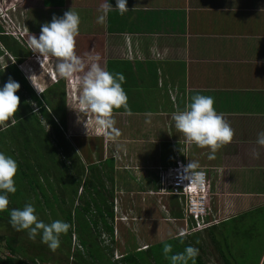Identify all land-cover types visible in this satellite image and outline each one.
I'll list each match as a JSON object with an SVG mask.
<instances>
[{
  "label": "crops",
  "instance_id": "obj_1",
  "mask_svg": "<svg viewBox=\"0 0 264 264\" xmlns=\"http://www.w3.org/2000/svg\"><path fill=\"white\" fill-rule=\"evenodd\" d=\"M28 1L18 0L12 12L15 23L26 32L24 42L5 35L0 25V65L6 64L0 70V81L3 74L6 80L14 79L9 76L13 75L11 67L14 66L23 86L14 80L19 82L23 95L30 92L38 102L32 101L44 106L47 112L54 103L63 105L68 112L67 99L75 93L74 89L81 90L76 80L83 73L60 78L54 71L58 58L48 56L38 63L31 58L27 43L31 35H39L43 23L50 22L53 15L62 16L70 8L80 15L79 31L86 26L87 30L103 26L100 36L84 38L79 32L75 37L74 51L85 60L84 71L88 66L87 57L98 55L102 67L106 65L109 72L125 76L122 87L128 97V110L113 109L120 136L106 138L112 148L82 119L77 120V129L73 128L76 134L101 139L103 162L93 158L94 151L92 159L94 163L101 161L99 165L111 162L112 187L104 179L109 183L106 184L108 189L121 184L126 188L129 183L141 188L152 177L154 187L155 167L173 165L175 152L184 151L187 163L198 161L201 168L206 169L210 189L220 194L224 204L220 210L231 216L228 219L247 215L257 216L254 226L262 222L263 217L259 216H264V211L258 213L256 209L264 205V148H259L255 140L257 133L264 131V0H127L129 11L120 15L113 9L104 24L96 22L104 0H30L27 8ZM109 2L115 7V0ZM31 15H35L34 18ZM18 54L19 60L14 56ZM33 73L37 75L34 86L43 88L42 94H38L26 78ZM73 82L74 87L70 85ZM194 94L212 96L217 113H222L234 130L232 142L220 147L215 159H208V148L186 142L174 127L173 113L183 110ZM253 149L260 152L259 159L252 157ZM115 151L119 158L113 156ZM129 162L138 168L131 169L127 166ZM85 174L91 173L86 169ZM82 186L83 181L78 193ZM131 193L132 190L127 191L122 198L127 210H130L129 204L137 206L135 216L138 218L149 212L151 217L161 216L154 199ZM169 202V214L175 216L172 213L178 209L174 198ZM225 221L213 225L216 227L212 230L198 233L201 247L204 243L210 254H217V259L218 253L210 244L209 235L235 229L232 224L221 225ZM166 229L155 231L154 227L149 232L162 235L165 230L167 237L162 240L176 239L172 229ZM256 235L255 229L247 231L243 237L255 247ZM190 236L181 239L191 242ZM238 242L236 238L231 239L230 246ZM204 252L199 254L201 258ZM263 260L264 249L258 264Z\"/></svg>",
  "mask_w": 264,
  "mask_h": 264
},
{
  "label": "trees",
  "instance_id": "obj_2",
  "mask_svg": "<svg viewBox=\"0 0 264 264\" xmlns=\"http://www.w3.org/2000/svg\"><path fill=\"white\" fill-rule=\"evenodd\" d=\"M14 56L17 60L21 58L20 54ZM11 68L13 75L9 76H13L23 86L16 68L14 66ZM6 78V75L3 74L0 84L3 85L7 81ZM15 94L20 98V104L14 114L16 123H9L4 128H0V133L8 128L5 131L7 134L10 130H15L12 136L0 140V150L6 155L12 156L18 164L17 172L14 176L17 191L14 194H9V204L13 208L14 205L16 208H22L25 203L32 202L37 216L42 221L44 220L41 213L46 214L45 212H49L51 217H53L52 221L59 219L71 225L67 234H61L60 236L63 248H65V252H63L64 264H120L118 261H112L108 257L109 250L107 251L105 246L100 245L99 239L104 233L109 238L113 234V225L110 222L113 214L110 200L113 197V191L106 187V182L104 181V179L108 180L112 187V166L109 161L99 165L101 161L103 162L100 154L101 139L87 137L78 132L76 134L73 128L77 129V119L73 121V124H69L67 110H65L63 105L55 103L50 106V112H47L44 106L40 108V115L43 116L51 129V131H46L45 127L39 122L37 115L30 111L29 103L21 90H18ZM27 97L30 100L37 101L30 92ZM59 150L64 160L60 159ZM93 151L95 153L93 158L101 161L94 163L95 159H92ZM91 163L93 166L90 165ZM84 166L87 167L91 174H85ZM81 181H83L81 188L83 191L80 190L78 193ZM145 195L156 202L154 196ZM170 199H167L168 203H170ZM75 200H79L80 204L75 205ZM223 200L226 201L225 199ZM226 202L230 204L228 201ZM256 210L258 213L264 211V205ZM57 213L61 214V216L57 215ZM172 214L176 217H181L179 209ZM242 216L246 217L240 218L245 222L239 218L234 220L232 217L221 223V225L232 224L231 227L235 229L226 230L224 233H215V236L213 234L209 235V242L214 250L217 251L222 264H258L262 255L264 241L258 244L254 236L255 247H253L243 237L247 231L257 228V226H254L257 216ZM259 217L262 218L263 216ZM4 219L7 222L0 218V226L3 228L8 224V220ZM232 220H234L233 223ZM213 227L216 226L212 225V227L209 226L203 230L190 233L189 236L191 235L192 241L185 242L183 246L195 244L200 248L202 240L199 239L198 233L212 230ZM72 232H77L79 235L83 253L77 252L71 256V253L69 255V245L71 244ZM173 236L176 239H165L166 242L162 241L157 245L176 241L184 242L182 239L185 238L181 239L177 235ZM235 238L239 242L234 246L233 244L230 246L231 239ZM6 242V248L12 254H20L19 250H24L18 247L16 236H8ZM154 245L149 244L146 249L138 250L136 253H128L122 260L123 264H139L137 258H143L144 254L142 252L147 253L150 258L153 255L155 256V253L152 252ZM42 254L44 255V253ZM20 256H0V264H29L26 259L27 256ZM34 256L46 263V258L40 253H34ZM29 257L33 258V255L29 254ZM195 264H206V262L198 255L195 259ZM262 264H264V260Z\"/></svg>",
  "mask_w": 264,
  "mask_h": 264
},
{
  "label": "clouds",
  "instance_id": "obj_3",
  "mask_svg": "<svg viewBox=\"0 0 264 264\" xmlns=\"http://www.w3.org/2000/svg\"><path fill=\"white\" fill-rule=\"evenodd\" d=\"M15 5L16 2L12 0H0L1 12L7 14L11 22L6 24L7 28L23 32V37L19 39L14 38L20 42H24L26 32L15 23L12 17ZM113 9L117 10L120 15H123L129 11L127 0H115V7L112 6L109 0H104L98 10L100 14L97 16L96 22L104 24L109 12ZM79 24L80 15L78 11L71 8L65 11L62 16L53 15L50 22H45L41 25L38 36L31 35L27 46L31 51V58L38 63L47 60L48 56L58 58L57 63L54 65V71L60 78H71L74 74L83 73L76 80L81 90L74 89L78 100L72 106L78 114V122L82 119L88 127L97 131V134H100L98 136L109 147V141L106 138L116 139L120 136L119 129L115 127L116 121L113 119V109L124 108L126 111L128 110V97L122 87L125 83V76L119 72H109L106 65L102 67L99 63L100 57L98 55H89L87 57L88 66L87 70L84 71L86 67L85 60L74 51L75 37L79 33ZM0 25L4 28L2 22ZM4 30L2 29L3 33ZM7 58L12 61L8 55ZM5 66L6 64L3 65L1 63L0 70L4 69ZM29 72H31L30 69ZM36 76L33 73L26 78L30 81L36 92L42 94L44 89L34 86V77ZM19 89V82L11 77L3 85L0 84V128L9 123H16L14 114L20 104V98L15 93ZM25 97L29 103L30 111L37 115L39 122L45 127L46 131H51L46 120L39 113L41 107L30 100L27 95ZM32 103L34 104L32 105ZM213 105L214 98L212 96L194 94L183 110H178L172 115L175 129L183 134L186 142L209 149L208 159H215L216 151L220 147L231 143L234 136V130L230 124L222 113H217ZM255 144L259 148H264V131L257 133ZM58 154L60 159L64 160L60 150ZM251 154L254 159H259L261 155L257 149H253ZM113 156L118 157L116 151ZM129 165L130 163L127 166ZM129 167L133 169L138 168L131 165ZM200 167L198 161H189L186 165H181L182 174L179 175L180 181H187L188 183L202 186L206 173L203 170L198 171ZM17 168L18 164L16 160L12 156L0 151V212L8 211V225L14 231H26L28 239L33 241L39 235L40 242L46 244L49 250L55 251L60 247L61 234H67L71 225L59 219L45 223L38 218L32 202L25 203L22 208L8 209L9 194H14L17 191L14 181ZM112 191L114 195L110 200L113 214L110 222L117 215L113 209L116 204L115 201L117 200L118 205L120 201L122 202V198L125 197L122 196L123 193L121 189H117V186L113 187ZM139 194H144V191H141ZM72 234L75 235L76 232H72ZM185 235L187 234L183 231L179 234L180 237H184ZM73 238L77 239L75 236ZM78 244L81 246V249H76L73 247V243L71 244V256L77 252L83 253L81 242ZM103 246H105L107 251L111 252L109 257L112 261L124 258L128 254L124 253L121 257L116 258V251L112 252L108 245ZM136 250H143V248H136ZM170 253H172V245L163 243L162 254L166 260H169L170 264H189L190 261L191 264H195V259L199 255V249L188 245L184 248L183 252L169 255ZM111 255L114 256L111 257ZM32 264H37V262Z\"/></svg>",
  "mask_w": 264,
  "mask_h": 264
},
{
  "label": "rangeland",
  "instance_id": "obj_4",
  "mask_svg": "<svg viewBox=\"0 0 264 264\" xmlns=\"http://www.w3.org/2000/svg\"><path fill=\"white\" fill-rule=\"evenodd\" d=\"M29 1H28V3H29ZM17 2H18V0H16V4H17ZM29 6H30V3L27 4L26 7L28 8ZM27 16L30 17V14L28 13ZM34 16L31 15V18L32 17L34 18ZM23 19H24V14H23ZM82 24H85V23H82ZM19 26H21V25H19ZM96 26L97 27H94L93 30H90V29L87 30V26H86V28H85L86 30L84 28H81V30L79 32L81 35L83 34L82 37H84V38L88 37V36H90V37L92 36V38H93L94 35L100 36L102 34L101 27L103 28V26L102 25H96ZM82 40H87V39H82ZM75 84L76 83L73 82L70 85H73V87H74ZM76 94L73 93V95L67 99L68 100V102H67V104H68L67 117H69V119H68L69 124L70 123L73 124V121L76 120L77 115H78L77 112L74 111V107L72 106V104L76 103V100H78V97ZM33 104L34 103H32V105ZM5 126L6 125H3L2 128H4ZM71 127H73V126H71ZM7 130H8V128L5 131H7ZM5 131L0 133V140L7 139L15 133V130H10L8 132V134ZM110 148H112V146H110ZM90 165L93 166L92 163ZM86 169H87V167L84 166V170H86ZM155 176H156V171H155ZM153 178L154 177H152L151 179H147V182L145 183V185H142L141 188H139L140 187L139 184H138L139 187H135V186H132L134 184L131 185L129 183L130 185L128 184L126 188L124 187V184H121V186L119 185V187H117V189L121 188V191L123 193L122 196H125L124 193L127 191H131V190L133 191V194L131 193L132 196L140 195L139 193L141 191L149 192V191L155 190V187H152ZM106 184H107V186L109 185L108 182H106ZM125 190H127V191H125ZM65 192L67 195H69V193L67 191H65ZM123 198H125V197H123ZM79 204H80V201L75 200V205H79ZM155 205L161 211L160 217H151L149 214L150 212H149L148 214H145L141 218H138L137 216H135L136 212H138L137 208H136L137 206H132V205L128 204V207L130 208V210L129 209L127 210L126 203H122L120 201V203L118 205H116V207H117L116 208V210H117L116 216H117V218H119V216H120L122 219L125 216L126 219L122 222L120 221V222H116V223H113V221H111L113 224L112 237L109 238V236L104 233L103 235H101L99 237L100 242H101V243L99 242L100 245L101 244L108 245L111 248L112 252L116 251L117 253H122V254L129 253L130 254V253H136L137 252L136 248L146 249L147 246L150 244V242L155 241L156 245H154L152 248V252L155 253V256L153 255L150 258L147 253L142 252V254H144L143 258L142 259L137 258L138 263L139 264L140 263H144V264H150V263H152V264H168L169 260H166L162 254L163 244L162 245H157V244L159 242H162V241L166 242V240H162V239L167 237V234H165V230H167L166 228L170 227L173 231V235H177L178 237H180L179 234L181 231L184 232V227L181 228L178 226L177 229L175 228L176 231H174V226L172 224L175 225V223L173 221H171V222L167 221V217H166L165 213L163 212L164 209L161 207L160 204L155 202ZM11 208H13V207L11 206V204H9L8 209H11ZM14 208H16L15 205H14ZM148 210H150V207H148ZM45 213L46 214L41 213L43 220L45 223H50L52 221L53 217H51L49 212H45ZM57 215L61 216V214H59V213H57ZM0 218H2L3 221H6L4 218H6L8 220L9 219L8 211L6 210L4 212H0ZM38 218L41 220V218L39 216H38ZM154 227H156L155 231H157V229L164 228L165 229L163 231L164 234H162V235L158 234L157 235L156 233H154V234L152 232L150 233L149 231L151 229H153ZM256 229H257V235L255 236V238H256L255 241H258L261 243V241H264V232H261V231H264V216L262 218V222H258ZM170 234L171 233L169 232L168 236ZM186 234L187 235H185L184 237H180V238L188 237L189 234L188 233H186ZM8 236H16L18 247L24 249V250H19L20 254L19 253L12 254L6 248V245H7L6 238ZM74 236L77 238L75 241L80 243L79 242V240H80L79 235L76 232L75 235L74 234L71 235V244L74 241V240H72V238ZM160 239L162 241H159ZM197 239H196V241H197ZM60 241H61V237H60ZM62 243L63 242L60 243V247L57 248L55 251H51V250H49V248L47 247L46 244H43L40 242L39 235L33 241V240L28 239L26 231L16 232L8 224L5 225V228H3V227L0 228V256L1 257L12 256V255H15L16 257H21L20 255H24V256H27L26 259L31 264L34 262H37V264H64V257H63L64 253L63 252H65V248H63ZM71 244L69 245V255L72 252L71 251L72 250ZM169 244L172 245V253L183 252V250L185 248V246H183V245H185V242H183V241L169 242ZM200 244H201V242H200ZM192 245L197 248V245H195V244H192ZM202 250L205 251L204 253L201 254V256H202V259L206 262V264H222L220 259H217L216 253L212 252V254H210L208 252L209 247H207L204 243L202 244V247L199 249V254L201 253ZM34 253H40V255L45 257L46 263H43L42 260H40L38 257H35ZM42 253H44V255ZM172 253H170L169 255H171ZM29 254H32L34 259L32 257H29ZM110 254H111V252L109 251L108 257ZM112 256H114V255H111V257ZM118 256H120V255L118 254ZM113 260H114V258H113ZM122 260H123V258H121L119 260H115V261H118V263L123 264ZM189 264H191V261L189 262Z\"/></svg>",
  "mask_w": 264,
  "mask_h": 264
},
{
  "label": "built area",
  "instance_id": "obj_5",
  "mask_svg": "<svg viewBox=\"0 0 264 264\" xmlns=\"http://www.w3.org/2000/svg\"><path fill=\"white\" fill-rule=\"evenodd\" d=\"M1 22L3 23V29H5L4 33L12 35L17 39L23 37V32L7 28L6 24L11 22L8 19V15L1 12L0 7V23ZM185 156L186 152L176 151L175 163L173 165L156 166L155 171L157 180L155 190L144 192V194L154 196L156 202L164 209L163 212L167 217V221H173L175 223V225L172 224L174 226V231H176L179 226L181 228L184 227V232L190 234L225 221L228 219L229 214L225 210L224 213L220 210V207L224 204L220 201V194L210 189L206 169L201 167L198 169V171L203 170L206 173L205 181L202 186H197L187 181H180L179 175L182 174L181 165L187 164L184 160ZM169 198H174L175 206L180 210L181 217H175L169 214V209L167 207V199ZM115 203L113 209L114 213H117V200ZM125 219V216L123 219L120 216L119 218L114 216L113 223L122 222ZM73 240V247L81 249V246L75 241L76 239L73 238ZM118 254L120 256H118ZM115 256L119 258L122 256V253L116 252Z\"/></svg>",
  "mask_w": 264,
  "mask_h": 264
}]
</instances>
